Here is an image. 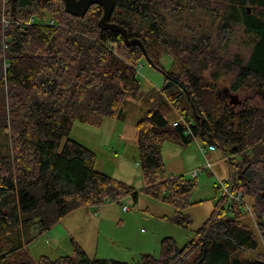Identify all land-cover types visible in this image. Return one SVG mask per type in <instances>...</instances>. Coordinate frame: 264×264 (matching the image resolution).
<instances>
[{"label":"trees","instance_id":"trees-1","mask_svg":"<svg viewBox=\"0 0 264 264\" xmlns=\"http://www.w3.org/2000/svg\"><path fill=\"white\" fill-rule=\"evenodd\" d=\"M161 2L167 9L174 3L180 13L200 8L213 15L223 40L240 26L252 39L251 53L227 58L212 49L209 36L182 42L168 35ZM2 16L9 21L5 29ZM101 16L97 4L75 16L62 0H15L13 8L10 0H0V132L10 139L8 153L0 155V234L10 246L0 264H130L90 258L75 242L72 255L33 260L22 243L75 208L127 195L136 201L133 187L98 171L94 152L68 137L76 120L121 118L128 99L145 107L136 124L145 191L176 209L192 204L195 182L166 175L162 147L200 140L232 159L228 184L249 198L256 227L255 233L253 219L243 217L242 203L220 193L194 239L179 247L164 238L157 257L142 254L133 264H264V0H115L109 21L138 38L164 71L163 87L147 92L137 80L141 48L101 29ZM163 54L171 59L170 69L159 61ZM221 81L228 83L229 99L219 91ZM242 88L247 95L237 109L232 94ZM182 96L191 105V119L178 111ZM174 221L190 223L179 211ZM242 250L258 256L246 259Z\"/></svg>","mask_w":264,"mask_h":264},{"label":"rangeland","instance_id":"rangeland-1","mask_svg":"<svg viewBox=\"0 0 264 264\" xmlns=\"http://www.w3.org/2000/svg\"><path fill=\"white\" fill-rule=\"evenodd\" d=\"M173 4L168 9L163 7L162 2L158 4V10L166 16L168 35L182 42L209 36L212 49L218 50V54L227 58L241 54L246 59L251 53L252 39L240 29V26H236L232 36L223 40L216 30L218 20L213 15L205 13L200 8H195L193 12L187 10L180 13ZM49 19V15H46V20ZM159 61L165 69L171 68V59L167 54L161 55ZM204 74L207 76L206 72ZM137 80L143 92L151 88L161 89L164 74L142 57L141 66L137 68ZM227 84V81H221L219 84V91L225 99H229L231 93ZM232 95L235 98V108L238 109L247 95V90L242 88ZM177 108L180 114L192 118L191 105L185 97H180ZM122 111L121 118L106 117L100 124L76 120L68 137L94 152L95 167L98 171L133 187L137 192L136 201L131 195H127L119 201L109 200L98 206L78 208L65 219L59 218L60 221L53 230L50 231L49 228L42 233H36L35 238L30 241L22 240L33 260H37L41 255L51 259L72 255L75 242L90 258L113 259L133 264L142 254L157 257L164 238L170 237L182 247L194 239L195 231L211 214L220 196V191L215 185L219 181L229 183L227 161L232 159L226 157L230 156L217 149L207 151L205 158L199 149V145L202 144L200 140L191 141L186 145L165 142L162 147V160L166 175L173 177L183 175L195 182L189 196L192 204L176 209L175 206L145 191L136 143V124L145 111L144 105L139 100L128 99ZM177 117L176 111L170 115L173 120ZM8 134L7 131L0 132V155L8 153L10 144ZM234 157L237 158L236 155ZM207 162L211 163V168L206 166ZM242 199L249 207L248 212L242 208L245 212L243 217L250 216L253 219L250 223L254 225L255 218L249 205V198ZM123 206H127L129 210L123 211ZM175 211L181 212L189 220L188 227H182L174 221ZM253 228L256 233L255 225ZM18 235H21V232H18ZM51 237L57 239L56 245L52 243ZM20 238L22 239L21 236ZM260 245L264 250L261 237ZM9 247L0 234V254ZM240 255L246 259L258 256L257 252L252 250H242Z\"/></svg>","mask_w":264,"mask_h":264},{"label":"water","instance_id":"water-1","mask_svg":"<svg viewBox=\"0 0 264 264\" xmlns=\"http://www.w3.org/2000/svg\"><path fill=\"white\" fill-rule=\"evenodd\" d=\"M14 1L15 0H10L12 4V8ZM42 1H46V0H42ZM62 1L64 3L65 11L75 16H83L87 11V9L93 4L100 5L102 7V16L98 20V26L101 29L113 30L120 33L122 35L124 43L127 46H131L134 44L138 45L141 48L144 54V58L148 62V64H150L152 67L156 68L157 70L161 71L164 74V71L161 70L158 66H156L154 62L150 59L142 42L138 38H129L126 30L122 26L109 21L110 15L115 6V0H62Z\"/></svg>","mask_w":264,"mask_h":264},{"label":"built area","instance_id":"built-area-1","mask_svg":"<svg viewBox=\"0 0 264 264\" xmlns=\"http://www.w3.org/2000/svg\"><path fill=\"white\" fill-rule=\"evenodd\" d=\"M1 24H2L3 29L7 28L9 25L8 19L5 18L4 16H2ZM4 66H6V63H4ZM140 66H141V64H140ZM179 121H183L185 123L183 118H181ZM176 124H177V120H175L173 122V125H176ZM199 149H200L201 153L205 156V158H206L207 151H216L215 146L212 144L211 145L200 144ZM226 158L228 159L229 157H226ZM206 166L211 168V163L207 162ZM218 186H219L220 193L227 195L230 202L242 203L243 209L247 210V212L249 211V207L245 204L244 200L242 199L241 190H237V191L234 190L233 184H228L224 181H219ZM122 210L126 212L129 210V208L127 206H123Z\"/></svg>","mask_w":264,"mask_h":264},{"label":"crops","instance_id":"crops-1","mask_svg":"<svg viewBox=\"0 0 264 264\" xmlns=\"http://www.w3.org/2000/svg\"><path fill=\"white\" fill-rule=\"evenodd\" d=\"M82 207H85V206H82ZM78 208H81V207H78ZM78 208H75V209L71 210V211L68 212L66 215H64L60 220L65 219V218L67 217V215H69V213H72L73 211H76ZM96 216H97V215H96ZM60 220H58L54 225H52V226L50 227V231L54 229L55 225H56ZM51 238H53V242H52V243H53L54 245H56V244L58 243L57 239H56L55 237H51Z\"/></svg>","mask_w":264,"mask_h":264}]
</instances>
